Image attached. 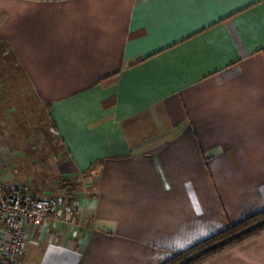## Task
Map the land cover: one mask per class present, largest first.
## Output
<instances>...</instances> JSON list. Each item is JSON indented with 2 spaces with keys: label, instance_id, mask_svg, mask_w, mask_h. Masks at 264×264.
Masks as SVG:
<instances>
[{
  "label": "crops",
  "instance_id": "0c3cea01",
  "mask_svg": "<svg viewBox=\"0 0 264 264\" xmlns=\"http://www.w3.org/2000/svg\"><path fill=\"white\" fill-rule=\"evenodd\" d=\"M0 61L52 145L4 187L98 176L25 264H164L264 210V0H0ZM203 264H264V233Z\"/></svg>",
  "mask_w": 264,
  "mask_h": 264
},
{
  "label": "rangeland",
  "instance_id": "374dc122",
  "mask_svg": "<svg viewBox=\"0 0 264 264\" xmlns=\"http://www.w3.org/2000/svg\"><path fill=\"white\" fill-rule=\"evenodd\" d=\"M7 71V64L0 61V156L5 160L3 169H8L9 166L13 165L20 171V169L33 167L32 165L30 167L26 165L28 159L25 153L28 150H30L32 158L36 159L34 160L35 163L36 161L37 163L43 161L45 158L44 154L51 152L52 149L49 148H52V145L46 141L47 136H49L50 124L45 118L44 112L42 114L37 113L38 111L36 112L33 108H28V110L33 111L29 117L26 118L23 115L26 109L23 105L24 103L21 105V102L26 99L31 100L32 94L29 89L18 86V84L22 85L20 76H17V79H11L9 77L10 73ZM23 117L24 119H22ZM28 122L32 123V125L29 126ZM25 124L27 125L25 126ZM27 146L30 147L28 148ZM37 166L34 167L39 168ZM32 177L36 178L35 176ZM85 179L83 178V181L79 179L80 183L76 181L66 183L69 188L64 192L59 190V186L56 184V186L51 185L47 188L42 187V191L36 194L39 197H55L63 206H66L70 200L67 197L72 195H78L81 198H93L98 184V176H89L87 182ZM76 189L80 191H75ZM17 190L31 192L28 187H19ZM70 201L72 202V200Z\"/></svg>",
  "mask_w": 264,
  "mask_h": 264
},
{
  "label": "built area",
  "instance_id": "2783aa9c",
  "mask_svg": "<svg viewBox=\"0 0 264 264\" xmlns=\"http://www.w3.org/2000/svg\"><path fill=\"white\" fill-rule=\"evenodd\" d=\"M53 133H57L52 129ZM0 156V264H25L27 230L49 221L73 224L75 210L55 197H39L27 190L8 191Z\"/></svg>",
  "mask_w": 264,
  "mask_h": 264
},
{
  "label": "trees",
  "instance_id": "16d2710c",
  "mask_svg": "<svg viewBox=\"0 0 264 264\" xmlns=\"http://www.w3.org/2000/svg\"><path fill=\"white\" fill-rule=\"evenodd\" d=\"M264 233V210L176 253L164 264H203Z\"/></svg>",
  "mask_w": 264,
  "mask_h": 264
}]
</instances>
